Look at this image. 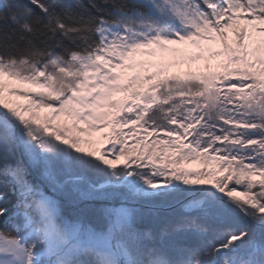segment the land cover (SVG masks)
<instances>
[{
	"label": "snow or ice",
	"instance_id": "obj_1",
	"mask_svg": "<svg viewBox=\"0 0 264 264\" xmlns=\"http://www.w3.org/2000/svg\"><path fill=\"white\" fill-rule=\"evenodd\" d=\"M0 184V264H264V0H0Z\"/></svg>",
	"mask_w": 264,
	"mask_h": 264
},
{
	"label": "rangeland",
	"instance_id": "obj_2",
	"mask_svg": "<svg viewBox=\"0 0 264 264\" xmlns=\"http://www.w3.org/2000/svg\"><path fill=\"white\" fill-rule=\"evenodd\" d=\"M19 2H22V3H27V0H19ZM230 35V34H229ZM181 47H186V46H181ZM213 49L216 50L218 48V45H212ZM187 51H194V49H191L190 47L187 48ZM205 62H207L210 66H212L213 68H216L217 65L219 64V60L217 59H213V60H208V61H204V60H201V61H196V62H193L191 63L190 65L188 63H185L184 64V68H188V67H191L193 70H203V67H204V64ZM172 71H177V69H172ZM22 103V101H19ZM122 163V162H121ZM188 167H191L193 169H198V168H202L201 165L199 164H191V165H188ZM3 190V188H2ZM180 206V204L178 205V207ZM181 207V206H180ZM174 208L168 210V211H171L173 210ZM13 209L11 210V213H12ZM167 211V210H166ZM167 211V212H168ZM181 212V211H180ZM179 212V213H180ZM10 213V215H11ZM174 216H177V215H174ZM174 216H171L170 218L174 217ZM8 224V223H7ZM9 225V224H8ZM7 227V225H6ZM10 228V225L9 227Z\"/></svg>",
	"mask_w": 264,
	"mask_h": 264
},
{
	"label": "trees",
	"instance_id": "obj_3",
	"mask_svg": "<svg viewBox=\"0 0 264 264\" xmlns=\"http://www.w3.org/2000/svg\"><path fill=\"white\" fill-rule=\"evenodd\" d=\"M0 187H1V184H0ZM0 191H2V189H0ZM15 201V196H12V195H9L5 201H2L0 202V206H4V207H7L9 209L8 211V216H10V213H11V210H12V204L14 203ZM181 211V207H177L171 211H168L166 212L165 214L170 218L171 216H174V215H179ZM8 220V217L5 216L3 218H0V229H6V222Z\"/></svg>",
	"mask_w": 264,
	"mask_h": 264
},
{
	"label": "bare ground",
	"instance_id": "obj_4",
	"mask_svg": "<svg viewBox=\"0 0 264 264\" xmlns=\"http://www.w3.org/2000/svg\"><path fill=\"white\" fill-rule=\"evenodd\" d=\"M2 188H4V185H3V184H1L0 189H2ZM175 205H176V204H175ZM177 207H178V206H176L175 208H177ZM175 208H174V209H175ZM167 211H168V210H167ZM167 211H166V212H167ZM7 223H8V220H7V222H6V225H7V228H8V227H9V225H8L9 223H8V224H7Z\"/></svg>",
	"mask_w": 264,
	"mask_h": 264
},
{
	"label": "water",
	"instance_id": "obj_5",
	"mask_svg": "<svg viewBox=\"0 0 264 264\" xmlns=\"http://www.w3.org/2000/svg\"><path fill=\"white\" fill-rule=\"evenodd\" d=\"M179 204L177 203L176 205H174L172 208H175L176 206H178ZM172 208H169V209H167V210H170V209H172Z\"/></svg>",
	"mask_w": 264,
	"mask_h": 264
}]
</instances>
